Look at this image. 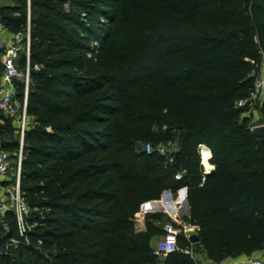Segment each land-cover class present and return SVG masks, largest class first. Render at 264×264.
Wrapping results in <instances>:
<instances>
[{"label":"trees","instance_id":"1","mask_svg":"<svg viewBox=\"0 0 264 264\" xmlns=\"http://www.w3.org/2000/svg\"><path fill=\"white\" fill-rule=\"evenodd\" d=\"M16 1L0 16L13 33L30 26L34 118L20 188L31 229L26 243L5 212L0 264H196L185 252L156 256L153 223L135 228L143 202L183 186L208 258L263 249L264 145L236 103L264 58V0H30L29 19ZM12 137H0L8 149ZM146 140L176 151L146 152Z\"/></svg>","mask_w":264,"mask_h":264},{"label":"built area","instance_id":"2","mask_svg":"<svg viewBox=\"0 0 264 264\" xmlns=\"http://www.w3.org/2000/svg\"><path fill=\"white\" fill-rule=\"evenodd\" d=\"M27 6L29 19L30 0H27ZM29 50V20L24 32L13 33L8 30L0 16V116L9 118L13 122L16 134H18V151L16 155H12L11 150L7 147V142L0 138V221L7 227L3 216L5 212H13L18 235L26 243L29 240L28 234L31 227L26 220L28 208L21 193L20 175L24 135L31 125V119L27 113L28 90L31 81ZM23 52L25 54L24 66L20 64ZM19 85L23 87L22 98L17 93ZM262 94H264V72L258 77H255L253 87L247 98L239 99L236 104L237 106H242L244 104H250L252 101L264 100V98H261ZM144 148L146 152H150L153 149L150 142H147ZM204 149L210 152V156L207 158L210 162L209 168H214V165L210 161L212 155L210 148L206 144L200 143L198 145V153L204 173H206L209 168H206L203 164L202 152ZM158 151L164 153L165 148L160 147ZM10 173L14 174V178L10 176ZM174 177L181 179L183 173L178 171L174 174ZM177 191L179 194L177 199L173 200L171 195L172 207L174 209V213H170L172 220L163 224L162 233L156 237L152 249L153 253L158 257H165L171 252L181 250L182 252L188 253L194 259V252L191 246L180 247L178 244L179 235L182 234L187 239H190L191 232L188 231L186 226L184 228L180 226V213L188 212L187 206L184 204L187 196V187L183 186ZM223 260L218 262V264H233L227 261L223 262ZM236 264H264V261L261 257L256 256L254 252L244 256L240 261H236Z\"/></svg>","mask_w":264,"mask_h":264},{"label":"rangeland","instance_id":"3","mask_svg":"<svg viewBox=\"0 0 264 264\" xmlns=\"http://www.w3.org/2000/svg\"><path fill=\"white\" fill-rule=\"evenodd\" d=\"M11 1H13L14 3L13 4H17L16 0H0L1 3H10ZM256 66V71H254L256 77H258L262 72H264V58H261V60L255 64ZM247 98V97H245ZM261 98H264V94L261 95ZM250 100V99H248ZM263 100V99H262ZM262 100L261 101H252L250 104H248V109L247 111L244 113L249 121V125L251 126H254V125H258V124H263L264 123V117L262 115V111H261V104H262ZM33 115H31L30 119H31V123L33 124ZM0 126H11L12 129L8 130V131H2V128H0V137H3L5 134H7V138H10L11 136H13L12 138H16V132L14 131V125H13V122L8 119V118H2L0 117ZM37 135H35L34 138H36ZM33 139H28L27 142H32ZM25 142L26 140H24V147H23V151L25 152ZM147 142H150L152 147H157V148H160V147H164L165 148V151L169 150V151H173L175 152L176 151V143L173 142V141H165V142H162V143H154L153 141H150V140H146L144 142H141L140 144H143L144 147L146 145ZM11 152H12V155H16L17 151H18V144L17 146L15 145V147H11ZM198 151V150H197ZM201 163V161H200ZM10 176L12 178H14V174L13 173H10ZM172 195H173V198L177 199V196H178V191H176L175 193L172 192ZM166 196V199H167V205L165 203H163L164 201H161L162 203V206H164V208L166 209H154L155 211H151L150 213L152 214L151 217H148V219L146 220L144 218L143 220V217L140 219L141 222L139 223H146V221L148 222H151L153 223L155 226L159 227L161 230H162V226L163 224L169 222L170 220H172L171 218V215L169 213V198H167L168 195H165ZM161 198V196H160ZM187 209H188V212L186 213H180L181 216H180V221H181V228H184V226L187 227L188 231L191 232L192 234H195V235H199V232H198V226L195 224V223H192V222H189L187 220L188 216H189V205L187 206ZM168 210V211H167ZM2 226V224H1ZM7 229V227L5 226H2V228H0V234H2L4 232V230ZM160 234V233H159ZM159 234L155 235L153 238L155 239ZM152 238V239H153ZM23 239V238H22ZM24 240V239H23ZM20 241V240H19ZM11 242L12 244L16 245L17 242H18V239L16 238H12L11 239ZM191 248H192V251L194 252V261H196V264L198 262V264H202L203 261L206 260V251H205V248H204V245L202 243H198L195 242V243H191L190 244ZM181 247V246H180ZM54 250V249H52ZM179 252H182L181 250H178ZM255 252V255L258 256V257H261L264 261V248L261 249V250H257V251H254ZM252 252V253H254ZM43 253L44 255H46L47 253V249L43 250ZM250 253V254H252ZM246 255H249V253H244V252H241L238 254V256H227L224 258L223 262L231 259V258H237V257H240V256H246ZM201 256V259H199ZM192 258V257H191ZM42 261V260H41Z\"/></svg>","mask_w":264,"mask_h":264},{"label":"crops","instance_id":"4","mask_svg":"<svg viewBox=\"0 0 264 264\" xmlns=\"http://www.w3.org/2000/svg\"><path fill=\"white\" fill-rule=\"evenodd\" d=\"M170 193L172 195V192L171 191H170ZM165 195H167V194H165ZM165 195L164 196H161V198H159V199H152V200L145 201V202H143L140 205L139 211L135 214V228H136V230H139L140 231V230H145L146 229V223H142V224L139 223V222H141L140 219L143 217V220H144L146 213H150L151 211H155L154 209H158L159 207H157L155 205V203L157 201H159L160 199H161V201H164L163 203L166 204L167 203V199H166V196ZM178 196H179V194H178ZM167 198H169V197L167 196ZM172 198H173V195H172ZM175 199H176V197H175ZM175 199L173 198V200H175ZM159 209H163V208H159ZM169 210H170L169 213L172 214V212H173L174 209L172 208V209H169ZM155 241H156V238L155 239L153 238L150 241V244H151V247L152 248H153V246L155 244ZM243 257L244 256H240V257L233 258V259L231 258V259L227 260V262L228 263H233V264L235 263L236 264V261H240ZM160 258H163V257H160ZM199 259H201V256H200ZM197 264H198V262H197ZM202 264H218V263L217 262H214L213 260H211L210 258L207 257L206 260L202 262Z\"/></svg>","mask_w":264,"mask_h":264},{"label":"water","instance_id":"5","mask_svg":"<svg viewBox=\"0 0 264 264\" xmlns=\"http://www.w3.org/2000/svg\"><path fill=\"white\" fill-rule=\"evenodd\" d=\"M252 131H253V134L263 143L264 145V123L263 124H258V125H254L252 127ZM213 167L212 168H209L208 171H206V173H209L211 171H213ZM165 194L169 195V198H170V201H169V204L170 206H173V203H172V200H171V193H170V190H165L162 192V195L161 196H164ZM184 204L186 206H188V201H187V198H185L184 200ZM190 240L192 242H195L198 240V236L195 235V234H190Z\"/></svg>","mask_w":264,"mask_h":264},{"label":"bare ground","instance_id":"6","mask_svg":"<svg viewBox=\"0 0 264 264\" xmlns=\"http://www.w3.org/2000/svg\"><path fill=\"white\" fill-rule=\"evenodd\" d=\"M202 153H203V164L205 165L206 168H209L210 162L207 160V158L210 156V152L207 149H204ZM168 197H169V195H168ZM169 201H170V198H169ZM169 201H168V203H169ZM169 206H170V204H169ZM169 208L172 209L173 207L170 206ZM173 213H174V210H173L172 214Z\"/></svg>","mask_w":264,"mask_h":264}]
</instances>
